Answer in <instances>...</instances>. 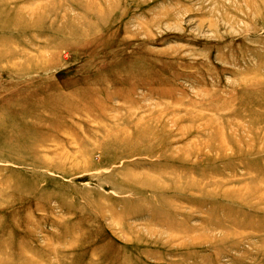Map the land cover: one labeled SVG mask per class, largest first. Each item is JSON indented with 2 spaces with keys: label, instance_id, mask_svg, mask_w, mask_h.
<instances>
[{
  "label": "rangeland",
  "instance_id": "obj_1",
  "mask_svg": "<svg viewBox=\"0 0 264 264\" xmlns=\"http://www.w3.org/2000/svg\"><path fill=\"white\" fill-rule=\"evenodd\" d=\"M0 264H264V0H0Z\"/></svg>",
  "mask_w": 264,
  "mask_h": 264
}]
</instances>
